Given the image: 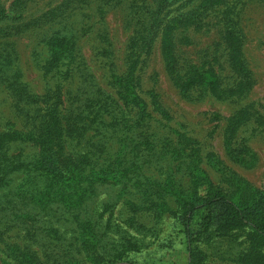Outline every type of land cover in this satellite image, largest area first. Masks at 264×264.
Returning <instances> with one entry per match:
<instances>
[{"label":"trees","instance_id":"obj_1","mask_svg":"<svg viewBox=\"0 0 264 264\" xmlns=\"http://www.w3.org/2000/svg\"><path fill=\"white\" fill-rule=\"evenodd\" d=\"M27 3L22 0L10 11L0 5V23L17 20L12 16L15 13L20 18L19 11ZM94 5L98 16L89 20L86 11H94ZM117 7L127 11L125 27L131 32L120 63L105 22L107 13ZM66 10H78L81 19L71 21L72 13L63 16ZM55 12L57 19L44 14L34 20L41 29L47 27L34 46V56L39 57V69L47 80L42 96L31 92L24 81L14 43L1 44L0 89L12 99L18 124H9L8 130L0 132V221L6 223L0 227V251L4 247L5 254L16 259L28 256L26 249L13 242L15 224L22 221L27 225L51 211L71 215L67 221L78 227L86 254L94 260L90 240L96 234L93 222L82 216L84 207L100 186L121 185L115 198L124 199L127 208L133 210V220L138 213L135 211L142 209L162 218L166 198L174 199L177 210L171 213L184 233L187 264H264V189L253 190L248 200L236 201L211 183L206 195L187 198L175 189L171 176L177 168L173 166L175 160L182 159L187 149L182 140L175 145L166 134L161 142L146 135L152 115L145 96L156 98L143 89V71L158 37L170 38L162 54L166 71L186 98L194 94L197 83L208 81V75L214 80L218 74L213 62L198 66L182 62L172 44L176 32L200 29L207 18L221 13L225 43L233 54L231 65L235 70L246 69L236 30L237 14L229 0H67ZM77 24L83 26L76 28ZM89 36L97 42L94 57L106 67L113 93L99 86L83 54L81 43ZM73 83L78 88L67 92L69 99L62 100L64 87ZM153 101L154 111H163L159 102ZM31 104L40 105L31 108ZM133 112L137 122L129 126L128 116ZM166 115L162 116L168 118ZM160 124L158 130L168 125ZM134 128L144 140L128 146L130 135L126 132L134 133ZM117 134L119 154L111 147ZM150 165H155L156 172L165 171L166 179L160 182L148 177ZM15 177L21 179L16 186ZM142 184L149 192L145 194V206L125 197ZM122 253L117 251V257L121 258ZM111 257L108 263L114 262L115 256Z\"/></svg>","mask_w":264,"mask_h":264},{"label":"rangeland","instance_id":"obj_2","mask_svg":"<svg viewBox=\"0 0 264 264\" xmlns=\"http://www.w3.org/2000/svg\"><path fill=\"white\" fill-rule=\"evenodd\" d=\"M20 1L0 0V5L10 11ZM24 1L28 3L19 11L22 12L20 18L15 13L12 16L17 20L0 23V49L1 44L14 43L24 81L29 84L31 92L41 95L47 80L39 69V57L36 59L34 56V46L47 27L41 29V24L34 20L44 14L54 15L57 19L55 10L67 0ZM229 5L237 14L236 30L239 32L246 69L244 67L240 71V67H237L238 73L232 67L230 56L233 54H230L231 48L226 46V34L223 23H220L223 16L217 13L207 18L205 26L200 29L176 32L172 44L177 57L191 66L213 62L218 77L213 80L208 75V81L194 86V94L190 98L183 96L166 71L162 54L166 48L164 43L169 42L170 38L165 37L156 39L148 66L143 71V89L152 92L151 96L156 98L145 96L152 115L146 135L150 140L160 141L166 134L175 145L182 140L187 149L182 159L175 160L173 166L177 168L171 176L175 180V189L187 198L206 195L211 183L236 201L248 200L253 190L264 189V0H229ZM93 8L94 11H86L90 15L89 20L98 16L95 5ZM70 13L73 14L71 21L81 19L78 10H66L63 16ZM126 14L125 9L122 11V7H117L105 16L118 63L123 60L131 36L125 27ZM43 22L44 19H41L40 23ZM18 24L21 26L16 28ZM82 26L77 24L76 28ZM81 47L99 86L113 93L112 86L108 85L106 67L102 60L94 57L97 42L89 36L83 39ZM77 86L76 83L66 85L62 100L69 99L67 92H75ZM153 100L159 102L163 111H154ZM32 105L31 108H36L40 104ZM15 116L12 99L0 89V132L8 130L9 124H18ZM128 118L131 121L129 126H133L138 117L133 112ZM160 122L168 125L158 130ZM128 134V146L144 140L138 136L136 128L134 133L126 132ZM119 136L117 134L111 144L115 154L121 153L117 149V146L120 147L117 143ZM187 154L191 157L186 158ZM163 165L166 167L165 163ZM149 167L148 177L160 182L166 179L165 171L156 172L155 165ZM20 182V178H13L15 186ZM144 187L145 184H142L130 190L125 197L145 206L148 199L145 194L149 192ZM121 189V185H102L84 207L82 216L93 222L96 234L90 240L95 250L94 260H89L86 254L84 238L79 235L78 227L67 221L71 215L68 217L50 211L49 215L38 217L27 225L22 221L15 224L11 233L16 237L13 242L26 249L28 256L20 255L19 259L8 257L2 247L0 264H187L189 255L184 233L171 213L177 210L174 199L166 198V213L162 218H156L142 209L135 211L138 213L133 220V210L127 208L124 199L115 198ZM4 226L6 223L0 221V227ZM117 251L123 252L121 258L117 257ZM111 256H115V260L108 263Z\"/></svg>","mask_w":264,"mask_h":264}]
</instances>
